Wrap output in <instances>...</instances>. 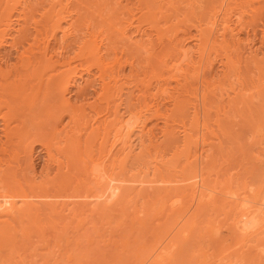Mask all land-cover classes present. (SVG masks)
I'll use <instances>...</instances> for the list:
<instances>
[{
    "label": "bare ground",
    "instance_id": "1",
    "mask_svg": "<svg viewBox=\"0 0 264 264\" xmlns=\"http://www.w3.org/2000/svg\"><path fill=\"white\" fill-rule=\"evenodd\" d=\"M77 1L78 6L77 4L76 6L81 11L80 17H78L79 14L76 16L77 11L72 13L69 9L72 0H5L3 3L5 5L0 8V54L6 46L14 51H12L13 55L11 53L0 55V264H35L33 260V262H27L28 257L33 254L41 256V259L42 257L48 259L51 254L62 250L66 253L70 238L65 227L70 226L68 225L70 219H72L71 222L73 219L76 220L73 216L77 214L75 212L78 205L75 206L73 202L79 203L78 208L83 207L80 202H87L89 198H92L91 202H105L111 195L112 189L116 190V188L117 196L121 197L132 194L136 197L149 196L150 192L146 195L148 193L141 191L147 187H150V190L155 188L152 185L156 179H148L149 174L156 175L163 173V170H171L163 166L153 165L151 168L148 166L147 157L150 148L166 146L178 153L179 148L182 147L186 153H189L188 158H192L179 169L172 168L178 171L181 177L178 176L171 181L160 179L163 183V187L160 188L161 194L164 196L172 193L187 194L192 198L198 191L202 194L208 189V183L206 177L202 176V171L208 167L206 163H209L211 155L202 152L204 155L200 156L199 153L201 157L199 162L198 155H194L197 152L190 156V150L193 146L197 147L200 140L201 144L204 143L201 137L206 131L204 123L207 112L205 111H210V109L207 110L208 108L205 109V106L210 105L216 108L223 104V110H243L250 109L254 105V100L264 99V0H255V3L253 0H171L164 3L167 9L169 6L176 7L175 2L184 3V7L180 3V7L174 8V12L170 14H177L180 8L184 9L182 15L185 19L183 18V21L180 19L182 15L179 11L180 15L177 14L179 18L176 19L181 21L175 25L185 28L182 26L185 23L190 30H193V33L185 30L187 36L184 39L181 38L182 40L178 38L181 41L172 34L175 36L171 38L170 45L164 46L167 41L163 39L164 43L159 38L167 35L162 34L160 29L156 31L150 26V29L159 32L157 37L159 42H162L161 48L164 47L163 53L159 51L161 57L158 59L163 70L155 62L154 67L166 73L167 76L162 75L166 77L165 81L174 79L176 82L180 81L177 83L181 86V88L177 87L181 89L179 93L175 94L178 92L176 91L172 94L171 90L173 96L166 97L172 98L177 123L172 121L171 125H165L160 129L161 140H157V136L152 135L154 134L151 133L152 129L145 131L147 119L144 118L145 113L149 112L152 117L160 116V107H163V101L166 100L164 98L166 89H161L162 81H159L160 72L157 70L156 73L152 71L150 72L152 74H148L151 78L157 74V79L154 78L157 83L153 88L156 91L153 94L156 95L149 96L150 100L147 102L143 94L148 87L147 83L145 84L148 77L144 68L150 63H147V59L141 55V52L148 53L152 48L147 46L141 48L147 43L143 41L145 44L139 45L142 39L137 38L139 43L136 42L134 46L124 43L127 41L129 43L131 40L130 37H125L126 30L129 28H134L136 32L133 31V33L140 38L147 35L148 28L143 26L147 28L145 33L142 24L148 25L155 20L157 16L155 13L161 8L157 11L154 6L160 7L163 0H135L133 3L132 0H123L125 4L134 5L130 8L120 6L121 0H112L116 9L107 8L108 10L106 7L109 0ZM31 3L33 6L28 13H34L35 5L44 3L43 11L35 12L39 14L40 20L35 17L36 14H30L29 16H34L36 20L33 18L31 22L28 20L29 23L25 22L27 24L23 27L17 25V28L22 29L15 30L16 26L13 27L12 24L13 17L17 15L18 18H24L27 14L25 10H29ZM164 4L161 7H164ZM125 7L130 10H126ZM110 10L112 11L109 15ZM117 10L119 14L126 15H122V18L125 17L120 19L123 20L122 27L119 25L117 29L121 43L124 44H118L124 46L118 51L119 46L113 43L117 36L110 40L113 42H109V32L106 33L107 31L105 32L103 28L110 29L119 24L120 17H117ZM175 10L178 11L175 12ZM134 11L139 16L135 17ZM244 15L248 16L249 21L245 17L247 22H244ZM74 16L78 17L77 21L80 19L78 24L71 21ZM110 16L112 17L109 18ZM162 16V18L165 17L164 13ZM166 16H170L168 12ZM172 18L171 21H173ZM24 20L27 21L25 18ZM164 20L166 23L167 19ZM249 26L254 28V31L259 28L260 48H254L255 34L252 35L253 38L248 37L249 30L246 27ZM177 28L179 31H175H182L180 27ZM13 31L17 33L16 36ZM131 31H129L130 35H133ZM241 33L245 35L243 39H241ZM70 40L71 43L68 42ZM147 41L150 42L148 39ZM190 41L194 43L193 49L188 45ZM154 43H152L153 46H155ZM243 50L247 52H242ZM153 51L156 50L152 49L150 52ZM193 53L197 56L195 59ZM243 53L246 55L243 56ZM136 54L142 56L143 61L136 63ZM148 56L145 57L150 61L155 55ZM123 57L125 59L122 62ZM12 58L13 62H11ZM215 62L222 67L220 76L216 73L212 75ZM126 67L128 73L125 74ZM246 74L248 77H245ZM81 79L92 91L89 95L91 100H80L77 98L79 95H76L78 102H72L69 96L71 87L79 86ZM177 83L174 82L176 85ZM163 84L165 85L166 82ZM132 88L142 93L132 97ZM81 89H78V93L83 95ZM82 90L86 93L84 88ZM216 94L219 98L212 99ZM223 95L225 98L222 97ZM183 96L186 97L185 100ZM155 97L160 98L156 104ZM208 97L211 99L208 100ZM214 103L218 104L214 105ZM219 110L222 111L221 107ZM133 119L137 122L135 125L132 123ZM178 126L182 128L179 131L182 132L181 137H178ZM134 131H137V140L133 139ZM34 145H38L46 157L43 156L42 159H45L47 164L41 159L44 164L41 163L42 168L39 172L31 160ZM49 167H53L51 176ZM141 192L143 196H140ZM154 194L158 193L152 192L150 196H155ZM203 197L210 198L206 192L203 193ZM210 201L211 199L206 203L214 204ZM17 202L20 204L17 205ZM32 202H42L43 204H40L45 206V211L42 212H49L46 209L53 208L48 207L47 202H67L65 204H70L69 206L73 204L76 209L68 207L66 209V212L67 210L69 212L66 214L68 216H57L56 212H51L56 216L46 214L52 218L58 217L54 219L59 221L56 223V220L50 218L43 224L45 221L39 220L41 211L37 213ZM203 203L205 202L199 200L197 209ZM252 203L248 204L251 206L245 205L241 208L237 205L234 211L228 214L232 216L230 233L238 241L256 238L259 234L264 235V197ZM173 204L172 202L171 208ZM239 205L242 206V204ZM59 212L62 214L63 209ZM77 212L80 213V210ZM78 216L77 220H79ZM141 221H137L136 225L140 227L144 220ZM74 229L78 230V228ZM64 234L68 236L69 242L65 240ZM35 238L38 239L37 242H41L42 247L39 246L41 248L35 246L33 241ZM61 239L64 241H60ZM163 241L162 238L156 240L149 253L141 254L143 256H140L136 264H167L170 260L172 262L175 243L169 241L163 245ZM59 242H66V245L62 244L64 246L62 247ZM252 262L259 264L256 259Z\"/></svg>",
    "mask_w": 264,
    "mask_h": 264
},
{
    "label": "rangeland",
    "instance_id": "2",
    "mask_svg": "<svg viewBox=\"0 0 264 264\" xmlns=\"http://www.w3.org/2000/svg\"><path fill=\"white\" fill-rule=\"evenodd\" d=\"M171 0H163V2H161L162 4H164L165 2H169ZM178 1V0H176ZM255 3V0H253ZM252 1V2H253ZM2 2V3H1ZM0 2V8L3 7V4L5 2L1 1ZM77 2V3H76ZM120 2V6H128L129 8L134 5H132L133 2H135V0H132L131 5L125 4V1L121 0ZM175 2V1H174ZM75 3V4H73ZM160 3V7L157 8V6L155 9L160 10L158 11L159 13H161L163 15H165L164 18H162V15H158L159 13L156 12L155 10V14L157 15L156 18L159 19L158 23H157V19L154 18L155 20H153L150 24L146 25L147 23H143L142 24V29L144 30V32L146 33L147 28V35H145L146 37L148 36L149 38H140L138 35H135L134 32L135 29L134 28H129L128 30L131 31V34L133 33V35H130V32L128 30H126V34L125 37L128 38L130 37L131 40L128 43H124V44H130L133 46L137 43H139V40L137 41V39H142L140 40V42L142 41V43H139V45L141 44H145V42L147 44L142 45V47L147 46L152 48L150 49V53L148 52H141V55L144 56L145 59H147V64L148 69L144 68V70H146V77H148V80L146 79L145 84L147 83V91L146 94L145 92H143V94L145 95V99H147L146 101L149 102L148 100H150V97H154L153 94L156 91H154V85L157 83V81L155 79H157V74L156 76H154V78H151V75L148 74H152L150 72L152 71H159L157 73L158 76H160L159 81L162 83L160 84L161 89H166V93H165V101H163V107H160V116L158 117H152L151 114L149 112L145 113V131H147V129H152L151 133L154 137H156L157 140H161V131L160 129H162L165 125H171L172 121H175L177 123V114L175 113V111L173 110V103H172V98H166V97H170L173 96L172 94L179 93V90H181V86L180 81L176 80H172V81H168L166 79V77L162 76V75H166V73L164 74L163 68L160 66V60H158L161 57V52L163 53V46L161 48V43L165 40L167 41L166 44L164 46H169L171 41L173 39V36L177 37L176 39L178 41H181V38H186L187 36V32L185 30H189L190 32H192L193 30L189 29L187 27V24H185L184 22H182V24L184 23L185 28H182L180 25H178V22L181 21L183 18L185 19V16L182 15V11H185L184 9L180 8V12L178 11L182 16L180 17L181 20L176 19L177 17L179 18V16H177V14L173 13L172 15L170 13L174 12V8H179L180 7V3H182V5L184 4L183 2H175V6L174 8H171L170 6L167 9V5L164 7H161L162 4ZM32 4V3H31ZM28 7L29 10H25V19L27 21L24 20V18H18L17 16L15 18V16L13 17L14 19L12 20V24L13 27H15V30H19L22 28H17L18 27H23V25L29 23L36 18H34V16H29L30 14H36L35 17L40 18L39 14L35 13V12H42L43 11V7H44V3L42 5L37 4V6L35 5V12L34 13H28V11H31V8L33 6V4ZM78 6V1L77 0H72L71 4H70V11H77V15L79 14L78 17H80L81 15V11L78 10L77 6ZM107 8H115L116 6L114 4L113 6V1L109 0L107 1ZM112 4V5H111ZM167 4V3H166ZM174 4V3H173ZM172 4V6H174ZM41 7H40V6ZM130 5V6H129ZM179 6V7H178ZM37 7H39L38 11ZM184 7V5H183ZM18 8V7H17ZM73 8V9H71ZM129 8L125 7V9L130 10ZM252 8V7H251ZM76 9V10H75ZM42 10V11H41ZM108 10V9H107ZM107 10H105L107 12ZM169 10V11H166ZM172 10V11H171ZM111 11H108V14H111ZM118 12V10H117ZM135 12V11H134ZM168 12V15L173 16L171 21L170 16H166ZM136 13V12H135ZM17 14V13H14ZM140 14V13H139ZM178 14V15H180ZM85 15H90V14H86ZM124 15V13L122 14ZM121 13L117 14V17L119 20V24L112 26L109 28L107 27H103L105 32L109 34V42H113L110 41L112 40L115 36H117L115 42L116 45L122 44L121 39H120V34H118L117 29L118 26L120 25L122 27V21L120 19L125 18L124 15L122 18ZM139 16L137 13L135 14V17ZM155 16V15H153ZM184 16V17H183ZM75 18V16L73 17V19H71V21H75V24H78L80 22V19L77 21V18ZM112 16H110L109 18H111ZM245 17L246 20L249 21L248 16L244 15V22L245 21ZM28 18V19H27ZM16 19V20H15ZM75 19V20H74ZM164 19H169L170 21L165 20ZM177 20V23H175V20ZM19 22H18V21ZM24 20V21H21ZM29 20V22H28ZM40 20V19H38ZM37 20V21H38ZM20 21L22 23H20ZM70 21V22H71ZM121 21V23H120ZM183 21V20H182ZM18 22V23H15ZM24 22V23H23ZM27 22V23H25ZM21 25H20V24ZM99 23V22H98ZM155 23V24H152ZM152 24V25H151ZM176 24V25H175ZM181 24V22H180ZM154 25V26H153ZM147 28H145V27ZM149 26V27H148ZM155 28L156 31H162V34H165L167 36H163V37H167L166 40L165 38H159L161 39V43L159 42V39L157 37L158 33L155 32V30L150 29L151 27ZM109 27V26H108ZM120 27V28H121ZM177 27H180V32L179 29ZM113 30H112V29ZM145 28V29H144ZM249 32L248 33V37L253 38L252 35L255 34L254 36V42H255V46L254 48H258L259 45V36H260V31L259 28H257V30H253L254 28H252L251 26L246 27ZM160 29V30H158ZM251 29V30H250ZM112 30V31H110ZM178 30V31H175ZM117 33H116V32ZM185 31V32H183ZM14 32V33H13ZM12 33L15 34V31H13ZM104 32V34H105ZM115 32V33H114ZM150 32V33H149ZM175 32V33H173ZM178 32V34H177ZM181 33H183L182 35H180ZM193 33V32H192ZM191 33V34H192ZM17 34V33H16ZM16 34L14 36H16ZM107 34V35H108ZM118 34V35H117ZM175 34V35H172ZM186 34V35H185ZM114 35V36H113ZM130 35V36H128ZM172 35V37H170ZM59 36V35H58ZM57 36V37H58ZM113 36V37H110ZM135 36V38L133 37ZM181 36V37H179ZM243 39V37L245 36L244 33H241L240 35ZM160 37V36H159ZM122 38V37H121ZM137 38V39H136ZM172 38V39H171ZM180 38V39H178ZM257 38V39H256ZM118 39V40H117ZM145 39V40H143ZM150 40V42L147 41ZM164 39V40H163ZM107 41V43H108ZM145 41V42H143ZM164 41V43H165ZM71 43V40L68 41ZM118 42V43H116ZM133 42V43H132ZM155 42V43H154ZM160 44V45H158ZM106 43V42H105ZM154 43L155 46H153V44L151 46H149V44ZM168 43V44H167ZM193 42L188 44L190 46L191 49L193 46ZM115 45V46H116ZM116 46L117 51L120 49V47H124V46ZM125 45V46H126ZM105 47V46H104ZM146 47V48H147ZM155 47V48H153ZM194 47V46H193ZM10 47H5L3 48V50H5V52H3V50H1V56L7 54L9 55L10 53L13 55V49H9ZM161 48V50L159 49ZM260 48V47H259ZM8 49V51L6 50ZM144 50V49H143ZM8 53H7V52ZM11 51V52H10ZM13 51V52H12ZM158 51V52H157ZM242 52H247L245 50H243ZM147 53V54H145ZM140 54V53H138ZM136 54L137 56H135V61L136 63L143 61V57ZM193 53V58L195 59L196 54ZM245 53H243V56ZM119 55V54H118ZM153 56L150 59V61L148 60L149 58L145 57V56ZM125 56V55H123ZM148 56V57H150ZM159 56V57H158ZM141 57L143 59H141ZM140 58V59H138ZM157 58V59H156ZM13 59V58H12ZM11 59V60H12ZM123 59H125V57H123L121 60L122 62L124 61ZM156 60V61H155ZM14 59L11 61L13 62ZM158 61V62H157ZM159 64V66L161 67L160 69H156L157 67H154L155 63ZM135 63V64H136ZM154 64V65H153ZM156 64V65H157ZM137 65V64H136ZM155 70H153L154 68ZM158 66V68H159ZM149 67H151L152 69H150ZM128 68L126 67L125 70V74L128 73ZM149 69L151 71H149ZM222 71V67L220 66V64L218 62H215L213 70H212V75H214L215 73L217 75H219V72ZM148 71V72H147ZM153 72V73H154ZM163 72V73H162ZM156 73V72H155ZM162 73V74H161ZM161 74V75H160ZM150 76V77H149ZM220 76V75H219ZM163 77V78H162ZM245 77H248V74H246ZM151 78V79H150ZM165 78V79H164ZM154 79V80H153ZM92 80V78L90 79ZM84 80H80V85H76L74 87H71V93L69 94L70 99L72 102L77 101L78 99L83 100V99H87V100H91L90 98V94H91V90L86 87L87 85H84L85 83L83 82ZM147 81H149V84ZM154 82V83H153ZM159 82V83H160ZM166 84L164 85L163 83ZM177 83L176 84H174ZM247 82V81H245ZM153 84V85H152ZM150 85V86H149ZM85 86V87H83ZM164 86H166L164 88ZM180 88H177V87ZM78 87V88H77ZM140 87V88H139ZM138 88L141 90V86H139ZM177 89H175V88ZM85 89V92L88 93H83L84 91L82 89ZM88 92H87V89ZM82 92L83 95H81V93H78L79 90ZM133 92H132V97H136L138 95H136L137 93H142V92H137L138 90L136 88H132ZM172 90V92H171ZM175 90V91H174ZM91 91V92H90ZM126 91V90H125ZM136 91V92H135ZM135 93V94H134ZM150 93V94H149ZM172 93V94H171ZM85 94V95H84ZM153 94V95H152ZM170 94V95H169ZM78 97H77V96ZM148 95V96H147ZM152 95V96H151ZM217 95V94H216ZM216 95L214 97H212V99H218V95L216 97ZM84 96V97H83ZM86 96H88L89 98H87ZM127 96V95H126ZM148 98H147V97ZM150 96V97H149ZM200 94L198 93V98H199ZM76 97L78 99H76ZM81 97V98H80ZM86 97V98H85ZM144 97V96H143ZM176 97V95L174 96V98ZM223 98H225V95L222 96ZM123 98L125 99V95L123 96ZM156 98V97H155ZM154 98V103L156 104L160 98ZM186 98V97H185ZM184 96L183 99L185 100ZM170 101H169V100ZM211 99V97H208V100ZM79 100V101H80ZM84 100V101H85ZM126 101V100H125ZM124 101V102H125ZM156 101V102H155ZM257 101V102H256ZM166 102V103H165ZM254 105L252 107H250V109H243V110H230L227 111V109H222V105L220 104L219 106H217L216 108L214 106L209 107L205 106V109L210 111H205L207 113L206 116V120H205V128L206 131L204 133V136L201 137L204 139V143L201 144V140L199 142V144L197 145V147L194 148V146L191 148L190 150V156L193 153L195 156L198 155L200 153L204 155V154H209L210 156V160L209 163L206 165L208 166L207 168L205 167V163H204V170L202 171V176L206 177V181L208 183V189L205 190L203 193H207L210 198L208 199L207 197H203V193L200 194V191L196 192V194L192 197L188 196L187 194H178V193H172L170 195L164 196L163 194H161V191L163 187V183L161 182L162 180L160 179H165V180H170L171 179H177L178 176H180V174L178 173V171H174L175 169H179L180 166H183L188 160L190 161V158H188L189 153H186L185 149H183L182 147L179 148V152H174V149H172L171 147H160V148H150L149 149V154L147 157V163L148 166H150V168L153 165H157V166H163V167H167L170 168L171 170L169 171H164L163 173H157L156 175H152L149 174L148 179H153L155 181V183L152 186H155V188H151L150 187H146L147 188H143L144 193H148L146 195H150L151 193H158L156 195H158L156 197L155 196H146V197H136L132 195H129L127 197H121V196H117L116 191L118 192L117 188L118 185H115L114 188L111 191V195L109 196V198L105 201V202H91L90 199L92 198H87V202H80V204H83V207L80 206V208H78L79 203L78 202H73V204L75 206H77L76 208H74L75 206H69L70 204H65L67 202H54L57 203L56 205H54L53 202H47L46 205H48V207L52 208L50 209H46L49 212H42L45 211L43 205H41L40 203L42 202H32V206L34 208V210H37L40 214L43 216H39V220L42 219L41 222L46 223L47 220L54 219V218H58V217H49L46 214H51V212H56L55 214H57V216H68L66 214H69L68 210L66 212V209H68V207L70 208H74L76 209L75 214L79 217V220H77V216H73L76 217V220L73 219V221L71 222L70 219L69 220V227H65L67 228V233L68 236H65V234L63 236H65V240L67 241V237L70 238V242L67 243L68 245V250L66 253H64V250H62L61 252H57L54 254H51L50 257L48 259H46L45 257L41 256H35V254H33V256L28 257L27 262L29 261H34L35 264H136V261L140 258V256H143L141 254H148L153 245V243L158 240V239H164L163 241V245L169 241H172L173 243H175L174 249H173V261L172 262H168L167 264H253L255 262H252V260H258L259 264H264V235L259 234V236L256 238H250L248 240H236L237 238L234 237L232 235L230 227H231V222H232V216L228 215L230 213H232L234 211V208L237 206L238 208L240 207H245L246 206H251L248 204H251L252 202L254 203V200L256 201V199H259L261 197H264V99H256L253 101ZM252 103V104H253ZM165 104V106H164ZM218 104V103H217ZM216 103H214V105H217ZM213 105V104H211ZM221 107V110H219V108ZM254 107V108H253ZM204 109V110H205ZM218 109V110H217ZM219 111V112H218ZM200 112H203L202 110H200ZM223 112V113H221ZM221 113V114H219ZM219 114V115H218ZM152 117V118H151ZM134 125L137 123L136 121L132 122ZM156 126V127H155ZM201 126V125H200ZM155 127V128H154ZM178 137H181L182 132H179L180 130H182V128H180L178 126ZM135 136L133 137L134 140L136 139V134L137 131H134ZM151 135V136H152ZM201 135V134H200ZM30 140L28 139V142ZM136 142V141H135ZM38 147V145H36ZM34 145V149L31 152V160L33 162L35 166V168L38 170V172L41 170L42 167H40L41 165V159L45 157L44 152H42L43 150L40 149V147H36ZM194 148V149H193ZM36 149H40V150H36ZM38 151V152H37ZM42 152V155H41ZM204 154H203V153ZM34 153V154H33ZM33 155V157H32ZM41 155V157L39 156ZM208 155V156H209ZM44 156V157H43ZM198 155V161H201V157ZM194 157V156H193ZM204 157V156H203ZM212 157V158H211ZM46 158V157H45ZM200 158V159H199ZM34 159V160H33ZM40 159V160H39ZM192 159V158H191ZM194 159V158H193ZM36 160V161H35ZM45 159H42V161H44ZM204 161V160H202ZM37 162V163H36ZM45 164L46 161H44ZM44 164V163H42ZM200 164V163H198ZM43 166V165H42ZM40 167V168H39ZM172 170V168H174ZM201 167V165H200ZM50 170V176L53 174L52 170L53 167H49ZM161 168V167H160ZM207 169V170H205ZM36 170V171H37ZM176 172V173H174ZM179 174V175H178ZM200 175V174H199ZM201 176V175H200ZM120 177V176H119ZM159 180V181H158ZM156 184V185H155ZM148 185V184H147ZM173 185V184H171ZM149 188V189H148ZM114 190V192H113ZM163 193V192H162ZM142 194V192H141ZM140 196H143V194ZM163 195V196H161ZM256 198V199H255ZM211 199L210 202H214V204L209 205L206 202H208ZM199 200H202L203 203L198 209H197V202H199ZM172 202L173 204V208H171V204ZM241 202V203H240ZM249 202V203H248ZM46 203V202H45ZM52 203V205H51ZM71 203V202H69ZM78 203V204H76ZM238 203V204H237ZM252 203V204H253ZM20 202H17V205H19ZM43 204V203H42ZM239 204H242L239 205ZM41 205V206H40ZM60 205V206H57ZM66 205V206H65ZM52 206V207H51ZM64 208H63V207ZM36 207V208H35ZM39 207V208H38ZM55 207V208H54ZM63 209V213L61 214V212H59L61 209ZM67 207V208H66ZM83 208V209H82ZM232 208V209H231ZM43 209V210H41ZM57 209V210H56ZM173 209V211L171 210ZM80 210V213L77 212ZM82 210V211H81ZM222 210V211H221ZM185 211V212H184ZM232 211V212H230ZM66 212V213H65ZM225 212V213H223ZM222 213V214H221ZM55 214H51L52 216ZM49 217V218H44V217ZM56 216V215H55ZM226 216V217H225ZM44 220H43V218ZM81 218V219H80ZM227 218V219H226ZM46 219V220H45ZM57 221H59L58 219H54ZM83 220V221H80ZM144 220L143 224L137 226L136 222L137 221H141ZM48 222V221H47ZM76 222V223H75ZM85 222V223H84ZM142 222V221H141ZM82 223V225L80 224ZM84 224V225H83ZM139 224V223H138ZM80 226V227H78ZM74 228H78L74 229ZM76 231V232H71V231ZM229 230V231H228ZM66 231V230H65ZM71 232V233H70ZM63 236L61 238H63ZM260 240H259V239ZM75 239V240H73ZM256 239H258V241H256ZM33 244L35 246H38L37 248H41L42 244H40L38 241V239L36 240V238L33 240ZM60 241H64V239H61ZM73 241V242H72ZM76 241V242H74ZM244 241V242H243ZM60 243V242H59ZM66 242H61V246L64 247L62 244H65ZM72 243V244H71ZM76 243V244H74ZM66 245V244H65ZM41 246V247H39ZM177 251V252H176ZM258 257V258H257ZM150 260H152V258H150ZM32 261V262H33Z\"/></svg>",
    "mask_w": 264,
    "mask_h": 264
}]
</instances>
